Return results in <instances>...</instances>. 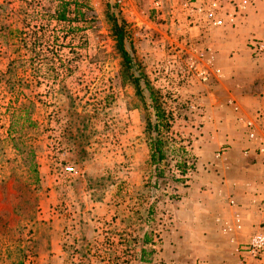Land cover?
Returning a JSON list of instances; mask_svg holds the SVG:
<instances>
[{
  "label": "rangeland",
  "instance_id": "rangeland-1",
  "mask_svg": "<svg viewBox=\"0 0 264 264\" xmlns=\"http://www.w3.org/2000/svg\"><path fill=\"white\" fill-rule=\"evenodd\" d=\"M244 1L219 29L167 1L0 0V264H238L264 235V0ZM113 6L167 114L157 165Z\"/></svg>",
  "mask_w": 264,
  "mask_h": 264
},
{
  "label": "built area",
  "instance_id": "built-area-1",
  "mask_svg": "<svg viewBox=\"0 0 264 264\" xmlns=\"http://www.w3.org/2000/svg\"><path fill=\"white\" fill-rule=\"evenodd\" d=\"M167 1L171 3V14L174 17H182L183 21L190 27L196 28L205 23L214 28L234 27L242 22L247 1L233 6H227V0H154L155 7L158 9L161 4ZM231 3V2H230ZM264 50V46H260ZM260 155L264 159V142L261 145ZM73 167L66 168V172L73 173ZM264 252V235H256L245 248L242 258L238 264H247L246 258H258Z\"/></svg>",
  "mask_w": 264,
  "mask_h": 264
},
{
  "label": "trees",
  "instance_id": "trees-1",
  "mask_svg": "<svg viewBox=\"0 0 264 264\" xmlns=\"http://www.w3.org/2000/svg\"><path fill=\"white\" fill-rule=\"evenodd\" d=\"M116 7H111L114 10L112 14L113 21V32L116 37L117 49L121 54L123 60V66L125 69V75L132 81L137 93L143 97L145 91L150 92V98L152 103H154V111L156 123L152 125L149 124V130L152 133H156V136L152 139L150 143L151 147V162L154 165L160 164L165 159L164 153V139H163V129L169 127V122L167 119V114L163 108L162 96L160 92L152 89L147 76L141 72V65L138 64L134 58V46L130 39L129 32L127 31V25L125 21L119 17L116 12ZM64 19V18H63ZM157 173L160 176L163 172L157 169Z\"/></svg>",
  "mask_w": 264,
  "mask_h": 264
},
{
  "label": "crops",
  "instance_id": "crops-1",
  "mask_svg": "<svg viewBox=\"0 0 264 264\" xmlns=\"http://www.w3.org/2000/svg\"><path fill=\"white\" fill-rule=\"evenodd\" d=\"M217 180V179H216ZM214 186V185H213ZM210 191L211 190H209V192H208V194H207V196H206V203L205 204H207V212H209L210 211V209L212 210V211H210V212H214L215 211V209H213V208H211L210 207V204L214 207V206H216V204L217 205H219V202H220V200L218 199V196H217V192H218V189H216V188H213L212 189V192H216L214 195L212 194V192L210 193ZM247 198H249V199H252V197H248V196H246ZM210 214V213H209ZM214 214V213H213ZM215 215V214H214ZM244 228V227H243Z\"/></svg>",
  "mask_w": 264,
  "mask_h": 264
}]
</instances>
